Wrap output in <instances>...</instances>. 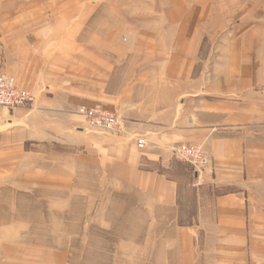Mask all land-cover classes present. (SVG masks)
Instances as JSON below:
<instances>
[{
    "label": "crops",
    "instance_id": "obj_1",
    "mask_svg": "<svg viewBox=\"0 0 264 264\" xmlns=\"http://www.w3.org/2000/svg\"><path fill=\"white\" fill-rule=\"evenodd\" d=\"M117 2L0 0V72L31 94L0 108V176L73 151L137 190L154 233L173 237L163 264H264V0ZM93 107L121 130L92 128ZM182 143L209 158L190 226L168 176Z\"/></svg>",
    "mask_w": 264,
    "mask_h": 264
},
{
    "label": "rangeland",
    "instance_id": "obj_2",
    "mask_svg": "<svg viewBox=\"0 0 264 264\" xmlns=\"http://www.w3.org/2000/svg\"><path fill=\"white\" fill-rule=\"evenodd\" d=\"M127 2L139 0L115 6ZM126 30L115 28V34L123 38ZM57 150L43 163L33 159L16 180L0 176V264H163L161 251L173 255V237L154 233L137 190L123 191L99 161ZM31 166L35 171L26 170ZM192 173L179 161L168 174L179 180V220L194 216L197 208Z\"/></svg>",
    "mask_w": 264,
    "mask_h": 264
},
{
    "label": "built area",
    "instance_id": "obj_3",
    "mask_svg": "<svg viewBox=\"0 0 264 264\" xmlns=\"http://www.w3.org/2000/svg\"><path fill=\"white\" fill-rule=\"evenodd\" d=\"M29 101H31L30 92L19 86L13 76L0 72V108L12 110ZM83 115L89 125L96 129L114 133L122 128L121 118L117 114L101 108H83ZM137 145L144 147V140L137 139ZM173 152L176 158L188 163L195 173L209 160L201 144H178Z\"/></svg>",
    "mask_w": 264,
    "mask_h": 264
},
{
    "label": "trees",
    "instance_id": "obj_4",
    "mask_svg": "<svg viewBox=\"0 0 264 264\" xmlns=\"http://www.w3.org/2000/svg\"><path fill=\"white\" fill-rule=\"evenodd\" d=\"M190 215L187 216V220L186 221L181 220V219L178 220V224L181 225V226H190V225H192L194 220H193V216L192 215L190 216Z\"/></svg>",
    "mask_w": 264,
    "mask_h": 264
}]
</instances>
